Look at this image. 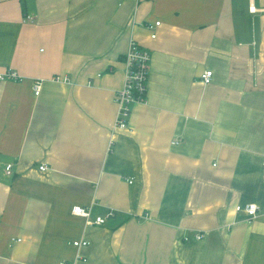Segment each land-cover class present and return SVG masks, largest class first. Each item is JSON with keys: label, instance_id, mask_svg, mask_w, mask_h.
Instances as JSON below:
<instances>
[{"label": "crops", "instance_id": "1", "mask_svg": "<svg viewBox=\"0 0 264 264\" xmlns=\"http://www.w3.org/2000/svg\"><path fill=\"white\" fill-rule=\"evenodd\" d=\"M132 39L150 74L121 131ZM8 69L0 264H264V0H0Z\"/></svg>", "mask_w": 264, "mask_h": 264}, {"label": "built area", "instance_id": "2", "mask_svg": "<svg viewBox=\"0 0 264 264\" xmlns=\"http://www.w3.org/2000/svg\"><path fill=\"white\" fill-rule=\"evenodd\" d=\"M252 11L253 8H250ZM24 22H33L34 18L30 15H26L23 19ZM159 22L155 26H148V29L153 30L154 27L159 26ZM152 38H156V33L153 32ZM125 66V80L121 89L115 94V103L117 106L116 118L114 122V129L126 131L129 130L128 120L131 116L132 107L137 103H144L147 97L148 90V80L150 74V55L147 50L142 48L135 40H131L129 44V49L124 57ZM214 73L212 70H205L200 77L201 82L204 85H209L213 81ZM1 81H19L21 77L11 69H8L0 73ZM54 81L57 82H69V78L64 77H54ZM43 80L36 79L33 82V90L36 96H38L42 89ZM174 141L173 144H177ZM112 146V143H111ZM110 149V148H109ZM13 164L6 165V174L12 175ZM47 168L45 166H40L41 171H45ZM244 209L248 218L254 219L258 213V206L256 204H248L245 207L237 206V211ZM72 213L76 216H80L86 219L87 223L101 226L104 225L106 220L114 216V211H109L105 216H98L94 220H91V209L75 206L72 209ZM202 235H196V239L200 240ZM73 246L76 248H82L89 245L86 240L74 241ZM87 259L81 256H77L73 261H63L58 264H77L78 261L85 262Z\"/></svg>", "mask_w": 264, "mask_h": 264}]
</instances>
